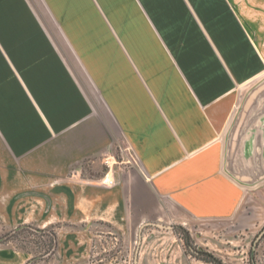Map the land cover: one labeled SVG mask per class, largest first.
<instances>
[{"label":"crops","instance_id":"0c3cea01","mask_svg":"<svg viewBox=\"0 0 264 264\" xmlns=\"http://www.w3.org/2000/svg\"><path fill=\"white\" fill-rule=\"evenodd\" d=\"M42 1L64 47L31 0H0V198L59 177L115 135L188 219L250 210L264 224L253 212L264 183L245 195L223 158L243 87L264 72L238 9L248 0Z\"/></svg>","mask_w":264,"mask_h":264},{"label":"rangeland","instance_id":"374dc122","mask_svg":"<svg viewBox=\"0 0 264 264\" xmlns=\"http://www.w3.org/2000/svg\"><path fill=\"white\" fill-rule=\"evenodd\" d=\"M31 1L64 47L54 13L42 0ZM248 3L238 7L239 13L264 58V0ZM263 80L264 72L243 87L235 117ZM262 183L237 181L245 195ZM257 211L262 215L264 208ZM247 213L252 214L241 210L226 220L188 219L153 191L133 150L114 135L107 149L70 165L59 177L31 181L13 197L0 198V264H25L32 256H43L45 264L91 259L101 264H264V224L256 225ZM50 237L54 242L48 248Z\"/></svg>","mask_w":264,"mask_h":264},{"label":"water","instance_id":"95a60500","mask_svg":"<svg viewBox=\"0 0 264 264\" xmlns=\"http://www.w3.org/2000/svg\"><path fill=\"white\" fill-rule=\"evenodd\" d=\"M224 169L240 183L264 179V80L246 95L234 119L225 142Z\"/></svg>","mask_w":264,"mask_h":264},{"label":"trees","instance_id":"16d2710c","mask_svg":"<svg viewBox=\"0 0 264 264\" xmlns=\"http://www.w3.org/2000/svg\"><path fill=\"white\" fill-rule=\"evenodd\" d=\"M53 242H54V237H50L48 239V243H49L48 248L52 246L51 244H53ZM45 252L48 253V251H45ZM40 261H43L44 264L47 262L46 259H43V256H40V257L32 256V258H30L25 264H38V262ZM101 263H102L101 259H91L87 261L85 264H101Z\"/></svg>","mask_w":264,"mask_h":264},{"label":"bare ground","instance_id":"6f19581e","mask_svg":"<svg viewBox=\"0 0 264 264\" xmlns=\"http://www.w3.org/2000/svg\"><path fill=\"white\" fill-rule=\"evenodd\" d=\"M108 181H109V180H108ZM108 181H107V182H108Z\"/></svg>","mask_w":264,"mask_h":264}]
</instances>
